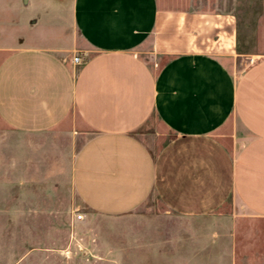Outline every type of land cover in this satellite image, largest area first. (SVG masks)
Masks as SVG:
<instances>
[{
  "label": "crops",
  "instance_id": "obj_1",
  "mask_svg": "<svg viewBox=\"0 0 264 264\" xmlns=\"http://www.w3.org/2000/svg\"><path fill=\"white\" fill-rule=\"evenodd\" d=\"M20 2L31 27L65 20L66 40L7 38ZM197 3L0 0V128L56 131L93 212L125 215L155 195L183 216L230 202L264 219V56L237 50L235 8ZM143 55L167 60L153 69ZM248 57L239 71L226 62ZM153 114L172 135L162 145L138 136Z\"/></svg>",
  "mask_w": 264,
  "mask_h": 264
},
{
  "label": "rangeland",
  "instance_id": "obj_2",
  "mask_svg": "<svg viewBox=\"0 0 264 264\" xmlns=\"http://www.w3.org/2000/svg\"><path fill=\"white\" fill-rule=\"evenodd\" d=\"M196 1L207 2V9L235 8L237 50L255 52V60L264 56V0ZM8 15L7 38L66 40L65 20L49 16L31 27V10L21 2ZM143 56L153 69L167 60ZM252 58L226 62L239 71ZM55 134L0 128V264H264V219L239 216L230 202L206 215L183 216L152 195L132 213L93 212L72 185L76 151L64 150ZM138 136L161 145L172 137L154 114Z\"/></svg>",
  "mask_w": 264,
  "mask_h": 264
},
{
  "label": "built area",
  "instance_id": "obj_3",
  "mask_svg": "<svg viewBox=\"0 0 264 264\" xmlns=\"http://www.w3.org/2000/svg\"><path fill=\"white\" fill-rule=\"evenodd\" d=\"M74 63H79L81 61L80 57L78 56H75L74 59H73ZM83 218L82 215H79L78 216V220H81Z\"/></svg>",
  "mask_w": 264,
  "mask_h": 264
}]
</instances>
